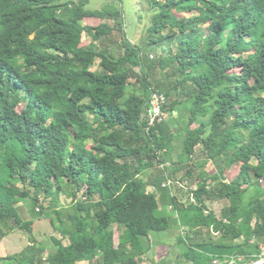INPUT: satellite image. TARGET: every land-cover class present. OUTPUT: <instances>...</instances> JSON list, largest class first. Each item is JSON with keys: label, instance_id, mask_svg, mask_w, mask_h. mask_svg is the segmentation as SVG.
<instances>
[{"label": "trees", "instance_id": "trees-1", "mask_svg": "<svg viewBox=\"0 0 264 264\" xmlns=\"http://www.w3.org/2000/svg\"><path fill=\"white\" fill-rule=\"evenodd\" d=\"M148 1L145 47L160 49L156 60L127 39L122 15L110 8L0 0V238L20 230L29 240L19 254L1 257L14 260L9 264H141L150 248L142 238L169 227L160 201L177 208L166 185L199 145V165L210 160L214 170L200 171L193 201L177 208L178 220L211 227L213 236L209 232L196 243L213 250L210 264H250L261 257L264 176L251 160L264 165V0ZM109 15L121 33L119 54L95 43L113 27L84 22ZM174 27L177 34L165 33ZM84 32L92 39L81 46ZM175 42L174 52L165 48ZM96 59L99 69L92 68ZM156 66L161 76L152 85L149 71ZM136 67L137 88L130 82ZM151 90L166 95L168 117L148 127ZM181 106L188 118L178 126L182 150L174 161L172 130ZM236 162L238 174L226 181L224 171ZM153 165L160 169L150 181L154 190H147L138 175ZM62 192L73 208L65 217L55 205ZM42 195L52 201L37 214L44 211L69 240L64 245L52 237L44 259L46 244L33 236L34 221L11 213L13 200L27 198L36 213ZM210 197L230 201L220 216L206 206ZM230 251L237 255L227 257ZM194 254L191 247L184 256L201 262Z\"/></svg>", "mask_w": 264, "mask_h": 264}, {"label": "rangeland", "instance_id": "rangeland-1", "mask_svg": "<svg viewBox=\"0 0 264 264\" xmlns=\"http://www.w3.org/2000/svg\"><path fill=\"white\" fill-rule=\"evenodd\" d=\"M62 1H70V5H74L75 3H79L83 1L85 3V7L87 9L95 10V9H102L104 7L110 8V10L118 15H122L123 17V29L125 32V35L127 39L135 44H138L143 52L144 55L148 56H153L152 58L149 57L150 59L156 60L160 54V49H152L147 50L145 47V40L147 39L146 36V28L150 24V16H151V5L148 0H62ZM176 13L179 17H184V15H189V14H184V13ZM186 17V16H185ZM84 22L90 25H98L99 23L105 22L109 26L113 27L114 30L112 31V34L109 35H102L98 40L95 41L96 45L100 48H108V49H114L116 54L122 53L123 52V47L119 45L120 41V31L118 32L116 28H118L116 21L114 18H111V15L106 16L105 18H95V17H87L84 18ZM228 29V28H227ZM226 29V30H227ZM179 30L174 27L172 29H168L165 33H173L177 34ZM91 36L87 33H83L82 40L80 45L81 46H86L88 43L91 41ZM177 42L175 43H170L169 46L166 43L165 48H169L174 52L176 50ZM98 61L99 59H96L94 65L92 66L93 69H99L98 67ZM135 73L131 78L130 82L133 86L136 88L139 87V80H140V71L139 68H135ZM168 73V71L166 72ZM160 71L159 68L156 66L154 69H151L149 71V78L148 81L152 84L155 85L158 82V79H160ZM170 102V99H169ZM168 102V104H169ZM26 104V101L22 102V105ZM179 120H178V125L172 130L173 132L176 131L175 133V139L172 142V152L178 154L179 150L181 152L182 150V133L178 131L179 125L180 127H184L187 123V118H188V113L185 111L184 107L179 108ZM168 115L166 114V118ZM231 121V119H228V123ZM181 133V134H180ZM174 154V155H176ZM204 158V153L203 150H201V146L196 147V154L193 156L194 159H198V163H192L191 168L193 170V174L190 177V179L186 182L187 187L177 185L174 189V192L178 196L179 200H176V206L181 207V206H187L190 204V202L193 201L192 197L189 195L190 194V189H194L197 186V182L199 180L198 174L200 173L201 169H204L206 172L212 174L214 170V165L210 160H208L203 167H201L199 164H201L202 159ZM201 159V160H200ZM251 162L256 166V172L258 175L262 178L264 176V165L261 162H258L255 159H252ZM188 166V165H187ZM187 166H184L186 170L188 169ZM241 167V163L236 162L233 164L230 168L226 169L224 171V177L226 181H230L233 179L239 172V169ZM160 169V166L158 165H153L152 169L150 170L153 175L157 174V170ZM180 173L185 172L183 169L179 171ZM138 177L145 178L144 174H139ZM188 179V178H187ZM210 185H213L212 179L208 180ZM261 185H264V178H262ZM152 189L149 185L147 186V190ZM6 193V192H3ZM158 193H161V190H157V196ZM9 194V193H8ZM81 195V192L79 193V196ZM210 199V198H209ZM13 200V199H12ZM213 201L206 200V205L210 210L215 211L217 215L220 216L222 213V208L227 207L230 203L228 199H212ZM52 201V197L50 198H45L43 195L40 197V201L36 205V213H33V209L31 207V200L27 198V200L23 201H17L15 200L12 201V210L11 213L15 214L17 211L18 214L24 218V219H32L33 222V236L36 238L37 241H42L47 243L49 240V236L51 234H55L58 237L61 236L59 231H56L53 229L51 224L49 223L48 215L42 212V214L39 216L37 212H40V209H44L48 206L49 202ZM162 207L163 211L167 215H176L174 212V205L171 207L169 206L168 202H162ZM164 204V205H163ZM56 207L60 208L62 210V216L65 217V214L69 211L73 212L72 208V201L71 198L68 197L65 193H60L58 196V199L55 203ZM14 208V209H13ZM39 209V210H38ZM190 226V225H189ZM175 225H172L169 229L161 232H151L152 238L155 242H160L157 246L154 244L149 252L148 255L151 257H154V259L158 260L161 259L162 261L160 262L161 264H194L192 260H188L185 258V253L190 250V248H194L195 254L197 253V256L201 262L196 263V264H210L213 262V253L210 251H206L201 249L196 245L195 240H199L197 237L200 236V233H194L192 232H184L185 228H178L177 230L174 229ZM175 230V231H174ZM115 231V240H117V234L118 230L117 227L115 226L114 228ZM211 232L213 236V232L211 231V227L208 230L205 226L202 227L201 230V235L202 237L207 238V233ZM174 233V235L171 237L170 240L166 241V239L171 236ZM216 233H214V236ZM179 235V238H177ZM204 235V236H203ZM179 239V240H178ZM67 241V239H65ZM242 240V238H241ZM6 241V248L8 250L9 254H15V253H20L24 247L27 246L29 240L25 232L20 231V230H15L10 232L6 238L4 239ZM51 242V241H50ZM191 244H187V243ZM49 243V242H48ZM194 254V256H195ZM236 254V252H235ZM233 251L228 252L227 256L230 258H233L232 256H236ZM264 257V243L262 245V254L260 258ZM212 258V259H211ZM237 257H235L236 259ZM239 258V257H238ZM237 258V261L239 260ZM14 260L11 259H6L3 261L2 264H9V263H14L12 262ZM207 262V263H205ZM232 262V260H231ZM225 262H220V264H224ZM17 264H20L19 262ZM145 264H154L152 261L149 259L146 261ZM215 264L217 262L215 261ZM251 264V263H250Z\"/></svg>", "mask_w": 264, "mask_h": 264}, {"label": "crops", "instance_id": "crops-1", "mask_svg": "<svg viewBox=\"0 0 264 264\" xmlns=\"http://www.w3.org/2000/svg\"><path fill=\"white\" fill-rule=\"evenodd\" d=\"M174 115H176V112H174ZM172 148H173V146H172ZM181 152H180V150H179V152H178V154H176V153H173L172 152V150H171V158H172V160H174V161H176V159H177V157H178V155L180 154ZM174 154H176V155H174ZM198 163V159H192V160H188V161H184L181 165H179V167H180V170H184L185 172H183V173H180V172H177V173H175V175H174V177H173V180H169L170 181V184L169 185H166V186H170L169 187V189H168V191H169V194L171 195V196H173V197H175V200H179V198H178V196L176 195V193L174 192V189H175V187L177 186V185H180V186H184V187H187V185H186V182L190 179V177L192 176V174H193V170H192V168H191V171L190 172H188L189 170L187 169H185V168H183L184 166H187V165H185V164H189V166H187V168H189V167H191V165H192V163ZM185 163V164H184ZM152 169V168H151ZM150 169V170H151ZM149 169L148 170H146L145 172H144V177L145 178H143V181H145V185H146V187L149 185L153 190H154V186H152L151 185V179L154 177V176H152L153 174H152V172L150 171ZM179 170V171H180ZM201 171H202V169H201ZM208 173V172H207ZM209 174V173H208ZM198 176H199V174H198ZM188 178V179H187ZM200 178V177H199ZM189 182V181H188ZM162 183H165V181H163ZM165 185H163L162 187H164ZM152 189H150V190H152ZM195 189V188H194ZM161 190V193H158V195H160V194H162V189H160ZM191 190H193V188L192 189H190V196L192 197V193H191ZM156 191H157V189H156ZM192 199H193V197H192ZM213 199V197H210V199L208 198V199H206V200H210V201H213L212 200ZM206 200H205V204H206ZM21 201V200H20ZM162 201V200H161ZM161 201H160V205L162 206V203H161ZM19 202V201H18ZM162 202H164V201H162ZM164 205V204H163ZM172 205H170L169 204V206H167L168 208L169 207H171ZM207 206V205H206ZM208 207V206H207ZM178 208V207H177ZM177 208L175 209V206H174V212H176L175 214L176 215H167L166 214V217H167V219L169 220V227L167 228V229H169L172 225H175V230H177L178 228H182L183 229V227L185 228V231L184 232H198V231H201L202 230V226L200 227H197V226H195V227H191V225L190 224H185V225H181V223H180V221L178 220V214H177ZM209 209V208H208ZM213 211V210H212ZM222 212V211H221ZM214 213H215V211H214ZM216 214V213H215ZM217 215V214H216ZM221 215V214H220ZM217 216H219V215H217ZM175 218V219H174ZM190 225V226H189ZM193 228H195V230L193 229ZM167 229H165V230H167ZM165 230H163V231H165ZM174 230V231H175ZM191 230V231H190ZM152 232H161V231H152ZM200 233V232H199ZM9 234V233H8ZM7 234V235H8ZM7 235H5V236H3V237H1L0 238V264H2L3 263V261H5L7 258H1V257H6V256H8V255H17L18 253H15V254H9L8 253V250H7V248H6V241H4V239L6 238V236ZM174 235V233L171 235V236H169L167 239H166V241H168V240H170L171 239V237ZM178 237L177 238H179V235H177ZM201 234H200V236L199 237H197L199 240H195V242L196 243H199L200 242V240H201ZM56 238V239H59V240H61L62 241V243L65 245V244H68L69 243V240H68V238L67 237H63L62 235L61 236H57V235H55V234H51L50 236H49V240L51 239V238ZM117 238H118V234H117ZM65 239H67V241L65 240ZM142 240H143V242L148 246L149 245V247L151 248L154 244H156L157 246H159L158 244L160 243V242H155L154 240H153V238H152V234H151V232H150V234H149V236L148 237H144V238H142ZM179 240V239H178ZM51 241V240H50ZM50 241H48L47 243H45L46 244V250H45V252H44V254H43V259L46 257V255L48 254V252L49 251H51L52 249H53V246H52V242H50ZM242 240H239V242H241ZM115 243H117V240H115ZM187 244H191V243H187ZM25 248V247H24ZM23 248V249H24ZM150 248H149V250H150ZM22 249V250H23ZM149 250L147 251V252H149ZM211 253H213V250H209ZM145 253V255L143 256V258H144V260L142 261V263L141 264H145L146 263V261L149 259L150 260V257L151 256H149L148 254L149 253ZM228 257V256H227ZM213 258V257H212ZM216 259H217V257H216ZM162 260L161 259H158L157 260V262H155V264H161L160 262H161ZM18 262H19V260H18ZM216 262H217V264H220V262L221 261H218V260H216ZM94 263V260H91V261H88V260H82V261H79V262H77L76 264H93ZM213 263V262H212ZM215 263V262H214Z\"/></svg>", "mask_w": 264, "mask_h": 264}, {"label": "built area", "instance_id": "built-area-1", "mask_svg": "<svg viewBox=\"0 0 264 264\" xmlns=\"http://www.w3.org/2000/svg\"><path fill=\"white\" fill-rule=\"evenodd\" d=\"M167 102L166 95L157 90H151L147 100L146 120L148 127L166 119L165 104Z\"/></svg>", "mask_w": 264, "mask_h": 264}, {"label": "water", "instance_id": "water-1", "mask_svg": "<svg viewBox=\"0 0 264 264\" xmlns=\"http://www.w3.org/2000/svg\"><path fill=\"white\" fill-rule=\"evenodd\" d=\"M175 112V111H174ZM251 264H264V257L263 258H259L257 259L256 261H254L253 263Z\"/></svg>", "mask_w": 264, "mask_h": 264}]
</instances>
